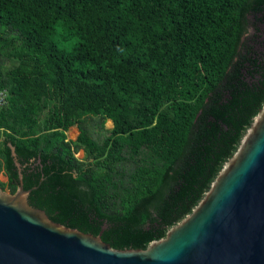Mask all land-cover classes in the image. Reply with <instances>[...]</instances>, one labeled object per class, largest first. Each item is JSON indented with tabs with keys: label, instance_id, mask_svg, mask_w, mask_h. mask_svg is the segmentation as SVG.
<instances>
[{
	"label": "trees",
	"instance_id": "trees-1",
	"mask_svg": "<svg viewBox=\"0 0 264 264\" xmlns=\"http://www.w3.org/2000/svg\"><path fill=\"white\" fill-rule=\"evenodd\" d=\"M251 16L264 0H0V188L14 149L54 222L120 250L165 238L264 106Z\"/></svg>",
	"mask_w": 264,
	"mask_h": 264
},
{
	"label": "water",
	"instance_id": "water-1",
	"mask_svg": "<svg viewBox=\"0 0 264 264\" xmlns=\"http://www.w3.org/2000/svg\"><path fill=\"white\" fill-rule=\"evenodd\" d=\"M248 45L264 25L251 16ZM260 33V34H259ZM20 185L0 188V264H264V106L210 190L165 238L146 249L113 248L102 238L54 222Z\"/></svg>",
	"mask_w": 264,
	"mask_h": 264
},
{
	"label": "rangeland",
	"instance_id": "rangeland-1",
	"mask_svg": "<svg viewBox=\"0 0 264 264\" xmlns=\"http://www.w3.org/2000/svg\"><path fill=\"white\" fill-rule=\"evenodd\" d=\"M106 128L109 129V130H111V129L113 128V123H112L111 121H109V122L106 124ZM77 131H78L77 127H72V128L68 131V133H67L68 138H69L70 140H75V139H77V137H78V135H79V131H78V132H77ZM76 157H77L78 159L83 160V159L85 158V154H84V152H80V153H78V154L76 155ZM0 180L3 181V182H7V181H8V178H7L6 175L1 174V175H0ZM6 192H7V193H10L9 190H6Z\"/></svg>",
	"mask_w": 264,
	"mask_h": 264
},
{
	"label": "built area",
	"instance_id": "built-area-1",
	"mask_svg": "<svg viewBox=\"0 0 264 264\" xmlns=\"http://www.w3.org/2000/svg\"><path fill=\"white\" fill-rule=\"evenodd\" d=\"M8 95L5 91H0V107H3L7 104Z\"/></svg>",
	"mask_w": 264,
	"mask_h": 264
},
{
	"label": "clouds",
	"instance_id": "clouds-1",
	"mask_svg": "<svg viewBox=\"0 0 264 264\" xmlns=\"http://www.w3.org/2000/svg\"><path fill=\"white\" fill-rule=\"evenodd\" d=\"M122 51V50H121Z\"/></svg>",
	"mask_w": 264,
	"mask_h": 264
}]
</instances>
